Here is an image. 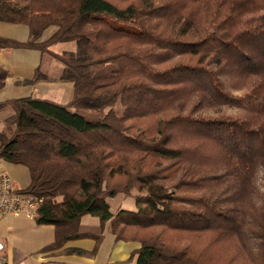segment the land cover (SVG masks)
Listing matches in <instances>:
<instances>
[{
  "label": "trees",
  "instance_id": "16d2710c",
  "mask_svg": "<svg viewBox=\"0 0 264 264\" xmlns=\"http://www.w3.org/2000/svg\"><path fill=\"white\" fill-rule=\"evenodd\" d=\"M162 17L197 36L165 34ZM0 21L29 32L0 49L47 53L72 83L65 103L0 100L14 112L0 160L26 166L34 220L54 226L42 250L97 248L107 230L140 243L120 264H264V0H0ZM7 76L0 65V90ZM121 176L123 188L109 183ZM120 192L135 210L110 211Z\"/></svg>",
  "mask_w": 264,
  "mask_h": 264
},
{
  "label": "crops",
  "instance_id": "0c3cea01",
  "mask_svg": "<svg viewBox=\"0 0 264 264\" xmlns=\"http://www.w3.org/2000/svg\"><path fill=\"white\" fill-rule=\"evenodd\" d=\"M28 34V27L25 24L0 21V36L24 41L28 38ZM43 38H45L44 34ZM40 56L41 53L32 48L0 49V65L8 71L5 84L0 90V94L3 95L0 100L11 98H4L5 88L10 83L18 86L14 97L32 95L44 98L39 95V82L35 79L40 65ZM46 76L49 78L48 75ZM26 84H30L29 90V87L27 89L22 87L28 86ZM69 86L72 87V84L67 85L68 89ZM24 91L29 92L22 94L25 93ZM81 221L84 224L94 225L98 223V218L86 214L82 216ZM107 238L112 241L113 250L106 257L101 255L102 243L97 249L95 248L96 242L92 238L67 240L57 248L42 250L44 245L54 239L53 225L37 224L34 218L25 215L8 214L0 218V240L4 244L3 254L15 264H120L140 246L137 241L116 240L112 233L105 231L104 239ZM125 264H135V262Z\"/></svg>",
  "mask_w": 264,
  "mask_h": 264
},
{
  "label": "rangeland",
  "instance_id": "374dc122",
  "mask_svg": "<svg viewBox=\"0 0 264 264\" xmlns=\"http://www.w3.org/2000/svg\"><path fill=\"white\" fill-rule=\"evenodd\" d=\"M159 27L162 29V31L165 34H169L172 36H176L181 39H193L197 36V33L195 31V28L193 26H189L187 28H179V26L174 25L173 22L165 19L164 17L159 18L157 20ZM116 26L118 27H125L133 30V25L132 24H127V23H121V22H116ZM52 28L46 30L44 32L45 37H47L51 33ZM76 49V43L74 41H69V42H57L51 46V50L54 52H62L64 50H75ZM180 58H172L170 60H166L159 64V67H167L176 61H179ZM63 64L50 56L49 54H41L40 56V65L38 66V69L49 76L47 80H37L36 82H39L38 85V90H39V95L43 96L44 98L55 100L58 102H65V100L69 99L72 94V87L69 86V89L67 85H71L72 83L65 81H59L55 80L61 72H62ZM35 82V81H34ZM31 84V83H30ZM30 84H26L28 86H22L28 90L30 89ZM35 84V83H34ZM17 84L15 85L14 83H10L6 88H5V94L4 98L6 97H14L15 93L17 92ZM25 93L22 94H27L29 91H24ZM2 94H0V99L2 98ZM13 111L11 109H6L0 111V130L2 126L4 125L5 121L9 119L13 115ZM135 125V122L133 121ZM137 123V122H136ZM136 126V125H135ZM134 130H130L129 134L132 135ZM0 166L4 167L9 175L11 176L12 180L16 184L17 187L19 188H25L29 181V172L26 166L21 165V164H14V163H9L6 161L0 160ZM111 185H117L119 188H123L125 179L123 176L120 178H113L112 180L109 181ZM137 191L135 188H132L130 190L131 194H135ZM109 206H110V211L115 212L119 208H125L129 210H135L136 205L133 197L131 195L125 194L124 192H120L116 194L113 197L108 198ZM90 216V215H89ZM107 231V230H105ZM104 231V233H105ZM115 238V237H114ZM104 239V237H103ZM101 240L99 245L101 244V255L106 257L108 256L112 250V241L107 239ZM124 241V240H123ZM128 241H134V240H128ZM138 242V241H137ZM139 243V242H138ZM98 245V247H99ZM98 249V248H97ZM97 251V250H96ZM130 256V255H129ZM128 256V258H129ZM127 258V259H128ZM126 259V260H127ZM135 262V259L132 260L131 262ZM130 263V262H129ZM125 264V263H123Z\"/></svg>",
  "mask_w": 264,
  "mask_h": 264
},
{
  "label": "built area",
  "instance_id": "2783aa9c",
  "mask_svg": "<svg viewBox=\"0 0 264 264\" xmlns=\"http://www.w3.org/2000/svg\"><path fill=\"white\" fill-rule=\"evenodd\" d=\"M42 197L28 194L16 186L8 171L0 166V218L4 215H25L34 218ZM4 244L0 240V264H15L3 254Z\"/></svg>",
  "mask_w": 264,
  "mask_h": 264
}]
</instances>
